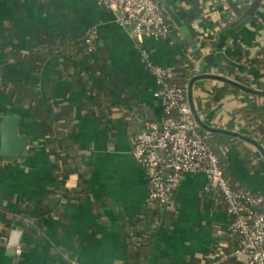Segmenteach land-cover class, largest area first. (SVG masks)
<instances>
[{"label":"crops","instance_id":"crops-1","mask_svg":"<svg viewBox=\"0 0 264 264\" xmlns=\"http://www.w3.org/2000/svg\"><path fill=\"white\" fill-rule=\"evenodd\" d=\"M165 1L188 35L166 13L172 34L138 44L118 11L97 0H0V119L17 114L28 140L20 157L0 152V264H125L150 235L148 264H197L228 244V214L199 171L181 174L169 206L156 204L161 221L138 222L155 201L147 202L134 136L162 113L148 62L174 73L192 62L186 93L199 129L224 175L264 195V141L242 112L261 109L264 125V0L243 24L251 0ZM87 32L84 54H51ZM55 128L75 155L69 172ZM14 229L20 253L8 244Z\"/></svg>","mask_w":264,"mask_h":264},{"label":"built area","instance_id":"built-area-1","mask_svg":"<svg viewBox=\"0 0 264 264\" xmlns=\"http://www.w3.org/2000/svg\"><path fill=\"white\" fill-rule=\"evenodd\" d=\"M97 2L118 11V21L130 27L138 44L145 37L165 39L172 34V23L156 0ZM92 36L87 32L84 39L90 42ZM147 66L157 83L153 94L162 105L160 117L146 121L135 133L132 147L147 179V202L169 206L181 174L202 172L207 178L206 189L219 191L224 198L229 217L226 230L236 239V245L229 251L217 245L208 258L197 264H222L227 258L238 264H264V195L232 183L224 175L217 155L192 114L186 86L171 81L172 69L149 62ZM221 150L225 152L226 146H221ZM24 220L25 224L30 223L29 217ZM14 251L20 253L21 248Z\"/></svg>","mask_w":264,"mask_h":264},{"label":"trees","instance_id":"trees-1","mask_svg":"<svg viewBox=\"0 0 264 264\" xmlns=\"http://www.w3.org/2000/svg\"><path fill=\"white\" fill-rule=\"evenodd\" d=\"M163 13L164 16L167 18L166 12L164 11ZM86 35L87 34L84 35L82 41L78 42V45H76L75 47L71 46L70 40L62 39L59 43L56 44V46H53L50 49L51 50L50 52H52L51 54L53 53L66 54L67 56H69L71 53H73L72 55L73 58L78 56V54L80 55L84 54V52L87 51L89 47L92 46L91 41L89 42L84 39ZM70 51L72 52L70 53ZM181 66L182 67L179 70L180 72L174 73L171 81L179 85L186 86V84L190 81L191 77L193 76L195 69L191 61H186ZM97 94L98 93L96 92L94 97L98 96ZM101 103H103V101H101ZM242 112L246 123H248L251 126L249 130L250 135L252 136L259 135L260 140L264 141V125L259 120L262 114V110L258 108L250 107V108L242 109ZM148 120L150 119L144 120L143 125ZM52 134L56 136L54 145L57 147V149H59L58 154L63 163L62 171L69 172V170L72 167H67V164H72L75 155L72 153L71 147L67 144L64 132L61 129L59 128L53 129ZM230 181L233 183L232 180ZM215 199L217 203H219V205H221L223 208L226 209V204L223 196L221 195V192L216 191ZM156 204H159V202L155 201L154 204L148 207L146 211V215L141 220L138 221L139 223L147 222L148 224H153V223L157 224L159 221L163 219L165 213H162L158 209ZM227 239H229L228 244L221 245L223 251H229L231 250V248H233L236 245V239L229 233H227ZM152 240H153L152 236L150 235L146 237L142 243L137 244L128 254L125 264H148L149 251H150V246L152 244ZM230 261H231L230 258H227L222 262V264H228Z\"/></svg>","mask_w":264,"mask_h":264},{"label":"water","instance_id":"water-1","mask_svg":"<svg viewBox=\"0 0 264 264\" xmlns=\"http://www.w3.org/2000/svg\"><path fill=\"white\" fill-rule=\"evenodd\" d=\"M160 3L163 10L168 14L171 20L180 27V29L188 35V30L182 24L176 11L168 4L165 0H156ZM260 0H251L248 7L245 9L243 17L239 20L238 24H243L247 19L250 18L251 14L259 5ZM189 41L192 42L193 38L188 37ZM201 63V62H200ZM199 63V64H200ZM201 69V67L199 68ZM215 76V75H211ZM193 78L190 79L188 90L190 91V85L192 84ZM191 108V100L189 99ZM18 115L14 113H6L0 119V131H1V149L0 152L7 158L13 159L20 157L25 150L27 139L20 135L17 130ZM13 145V147H12ZM10 247V246H9ZM16 245L11 246L10 248L15 249Z\"/></svg>","mask_w":264,"mask_h":264},{"label":"clouds","instance_id":"clouds-1","mask_svg":"<svg viewBox=\"0 0 264 264\" xmlns=\"http://www.w3.org/2000/svg\"><path fill=\"white\" fill-rule=\"evenodd\" d=\"M22 236V233H19L17 230H13L12 233L10 234L9 240H8V244L9 246H13V245H18L19 244V239Z\"/></svg>","mask_w":264,"mask_h":264}]
</instances>
